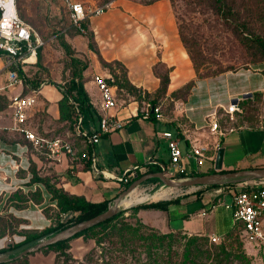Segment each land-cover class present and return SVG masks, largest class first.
Returning a JSON list of instances; mask_svg holds the SVG:
<instances>
[{
  "label": "crops",
  "instance_id": "1",
  "mask_svg": "<svg viewBox=\"0 0 264 264\" xmlns=\"http://www.w3.org/2000/svg\"><path fill=\"white\" fill-rule=\"evenodd\" d=\"M86 26L88 34L92 35L94 50L89 49V40L85 36L86 42L80 47L81 51H77V58H83L89 64L83 76L84 89L90 101L100 103V93L93 83V76L100 75L106 81H111L110 66L118 63L125 69L128 82L143 93L155 94L161 88L163 78L168 80L160 102L164 121L142 119L146 102L140 104L129 95L123 100L116 96V88L113 87L117 108L111 111V115L122 127L102 135L97 144L83 142L77 137L78 134L75 136L72 132L69 123L61 119L59 104L63 98V81H42L46 85L38 90L37 105L29 112V128L38 135L50 138L61 136L69 141L79 156L87 154L95 168L108 178L97 176L87 167V161L73 162L68 157H63L58 164H48L31 155L22 158L17 172L12 171L8 166V154H23L22 145L26 142L18 133L4 129L11 123V111L6 105V108L0 109V148L5 152L0 154V165L3 166L1 176L6 175L8 183L0 180V214L12 215L22 221L20 225L27 224L25 221L28 219L22 217L26 215L38 220H50L47 210L55 208L56 201L41 183L30 184L33 162L39 168L43 166L42 176L53 177L51 184L56 188L95 204L110 203L133 182L145 176L161 173L168 179L166 169L169 158L166 141L161 137L165 131H171L181 140L184 152L189 150L190 140L210 145L217 141L220 149L224 150L223 171L264 168V69H243L211 78H197L180 41L174 13L166 1L110 7L100 16L88 19ZM75 42L76 39L73 47ZM3 64L4 61L0 59V86L6 79ZM114 72L118 73V70ZM190 83L193 84L188 94L180 98ZM31 90L35 91L34 88ZM234 99L245 100L248 113L244 116L242 111L237 116L235 132L221 138L210 136L206 117L219 106L227 107ZM239 165L242 168H235ZM191 167L194 172L197 170L193 162ZM211 169H214L212 163L206 162L197 173H209ZM122 178H127L128 183L121 182L119 179ZM160 186V179L153 177L136 190L148 193ZM200 191L174 197L173 200L180 199V202L170 205L168 211L143 210L137 216L144 224L162 233L181 231L209 238L215 236L221 241L237 227L235 223L229 229L216 218L220 233L205 232V223L203 228L198 227L194 232L181 227L170 228L178 220L203 221L220 209L219 206L211 209L215 192H206L198 198L195 194ZM17 194L26 198L22 208L14 206L15 201L11 202ZM225 200L228 202V197ZM192 207L193 213L189 211ZM182 211L188 214L182 217L176 215Z\"/></svg>",
  "mask_w": 264,
  "mask_h": 264
},
{
  "label": "rangeland",
  "instance_id": "2",
  "mask_svg": "<svg viewBox=\"0 0 264 264\" xmlns=\"http://www.w3.org/2000/svg\"><path fill=\"white\" fill-rule=\"evenodd\" d=\"M77 1L87 6L106 7L108 10L114 6L142 5L156 0ZM159 1L169 3L175 13L182 44L187 51L197 78L215 77L234 70L264 69V47L258 44V41H264V0ZM17 5L22 20L31 26L44 41V46L38 52L35 66L26 70V79H30L33 83L61 79L63 85L65 80L70 78L68 77L70 76L68 70L70 59L78 56L81 51L80 47L83 46L84 41L86 42L85 36H79L71 26L68 13L60 0H17ZM75 39L76 42L73 47L72 43ZM17 91V89L10 90L12 93H17ZM182 97H184L183 93L180 95V98ZM0 106H2L1 109L6 108L4 104H0ZM241 166L235 168H242ZM157 188H152L151 193ZM164 192L170 196L165 200L156 202L173 200L174 197H179L181 190L162 189L152 194H144L139 191L141 195L147 197V200L141 203L151 201L148 200V197ZM175 192L177 194L172 195ZM225 199L227 197L224 198L223 202L226 201ZM219 207L220 209L214 214H210V217H206L203 221L200 219H195L192 222L186 219L178 220L171 224L170 228L181 227L194 232L197 231L196 228L198 227L203 228L205 223V232L220 233L216 222L217 218L220 223L230 229L234 223L230 217V212L223 206ZM193 210V207L189 208L191 213ZM121 213H123L124 220L121 221L123 224L134 225L131 212L123 211ZM185 214L188 213L185 211H182L181 214L176 213L180 217ZM49 215L52 217L48 221L38 220L29 215L22 216L29 221H25L27 224L18 225L8 216L0 214V250L22 242L26 235L21 233L42 232L51 225L54 226V223L57 226L61 218L65 216L55 209H52ZM110 227L96 228L81 237L70 240L66 244L64 252L56 248L42 249L25 256L26 258L23 257L24 260L20 258L5 264H114L110 259L111 257L114 258L113 247H110L107 241L103 239L105 236L103 233L111 232ZM13 232L18 233V235L6 234ZM165 234L170 235L175 243H172L171 246L173 255L170 259L166 253L161 255L162 259L175 261L176 264L183 262L184 245L191 242L194 243L200 254L189 257L190 262L188 264H264V253L247 243L243 239L242 233L237 230L218 243L211 242L206 236L171 231L165 232ZM138 257V264L150 263L146 260L144 252H140ZM124 259L125 264H134L130 256L126 255ZM177 261L179 262L177 263Z\"/></svg>",
  "mask_w": 264,
  "mask_h": 264
},
{
  "label": "built area",
  "instance_id": "3",
  "mask_svg": "<svg viewBox=\"0 0 264 264\" xmlns=\"http://www.w3.org/2000/svg\"><path fill=\"white\" fill-rule=\"evenodd\" d=\"M60 2L68 13L72 27L82 35H86L83 24L107 10L106 7L87 6L77 0H60ZM43 46L44 41L36 31L19 17L17 0H0V59L4 61L2 70L6 74V79L0 86V96H7L8 108L11 111L10 126L4 129L18 133L26 142L22 145L23 154L18 156L8 154L10 159L8 166L10 165L9 168L14 172L20 169L22 158H28L31 155L43 159L48 164H58L63 157H68L73 162L90 160L87 154L79 156L69 141L64 138L44 137L36 134L28 126L29 112L36 107L38 90L45 86L46 82L40 83L33 91L26 81L25 73L27 67L36 64L38 52ZM93 83L100 93L103 114L96 132L91 136L82 135L91 144H97L102 135L120 129L122 124L111 115V111L117 108L114 89L109 87L105 78L100 75L93 76ZM12 89H17V93L10 92ZM25 90L28 92L25 93ZM61 91H64L63 88ZM239 102V99L231 100L227 107L219 106L216 111L206 117L210 136L221 138L235 132L237 116L242 113ZM141 118L164 121L161 107H150L149 104L144 105ZM75 132L78 135L81 134L79 127L75 128ZM161 137L166 141L169 158V165L166 169L168 179L194 177L193 174L197 173V170L206 162L212 163L214 167L216 154L220 149L217 141L210 145L190 140L189 150L184 152L181 148V140L171 131L163 132ZM0 154H5L1 148ZM192 162L197 169L195 172L191 167ZM90 168L97 176L108 178L105 173H100L95 168L92 160H90ZM2 170L3 166L0 165V180L8 183V177L1 176ZM119 180L125 184L128 183L127 178ZM233 186H223L227 190L215 191V197L221 194L223 196L213 203L211 209L223 206L230 211L243 239L264 253V181ZM225 197H228V202H223ZM209 239L213 243L220 242V239L215 236Z\"/></svg>",
  "mask_w": 264,
  "mask_h": 264
},
{
  "label": "trees",
  "instance_id": "4",
  "mask_svg": "<svg viewBox=\"0 0 264 264\" xmlns=\"http://www.w3.org/2000/svg\"><path fill=\"white\" fill-rule=\"evenodd\" d=\"M154 2H157V0ZM154 2H149V3L142 4V5H149ZM17 8H18V5H17ZM18 13H19V9H18ZM174 16H175V13H174ZM19 17L21 18L20 13H19ZM68 19H69V16H68ZM175 19L177 23L176 16H175ZM83 28L86 32V35H82L75 28L74 30L77 32L78 35L86 36L87 39L89 40V44H88L89 49L94 50L91 44L92 35L88 34L86 22L83 24ZM177 28H178V33H179L178 23H177ZM179 38L181 41L180 33H179ZM258 44L264 47V41H258ZM33 66H30L29 68H32ZM88 66H89L88 61L85 59H81L77 57H74V58L72 57L70 59V64L68 68L69 75H70L68 77L70 78L68 80H65V83L62 85L63 90H64L63 98L59 104L61 119L69 123L71 130L75 134V136H76L75 128L79 127L81 134L77 135V137L81 139L83 142H86L87 139L82 134H86L88 136L93 135L98 128L99 121L103 114L100 103H96V104L92 103L84 89L85 79H84L83 74L88 68ZM110 68H111L110 70H111V75H112L111 81H106V83L109 87L116 88L117 97L124 100L126 99L125 96L129 95L133 97L140 104H143L144 102H146L145 104H149L150 107L160 106L161 111L163 113L162 105L160 102L163 99L164 94H165L166 86L168 84L167 79L163 78V81L161 82V88L155 94L150 95L148 93H143L142 91L137 90L128 82L125 69L120 64L113 63L110 66ZM115 69L118 70V73L114 72ZM236 71L237 70L230 71V72H236ZM222 74H225V73H222ZM211 77H214V76H210L208 78H211ZM26 81L31 86V88H34V90L38 87V85L41 82L40 81L39 83H33L30 79H27ZM192 84L193 83L188 84L184 92H182L184 96L185 94H188L189 90L192 87ZM27 92L28 90H25V93ZM0 104L8 105V99L6 95L0 96ZM239 106L242 109L244 116H245L249 110L248 106L246 105V101L243 99L240 100ZM220 112L221 111H219V113ZM41 136L48 137L47 135H41ZM56 137H61V136H56ZM56 137H53V138H56ZM86 164H87V167L90 168V160H88ZM41 167L43 168V166ZM41 167L39 168L37 164L33 162L32 169H31L32 179H31L30 184H34V183L40 184L41 183L42 185L46 187L47 191L52 195V199L56 201V207L48 208L47 210L48 218L52 217L51 215H49V212H51L52 209L58 210L60 214H63L65 216L61 218L57 226L54 223V226L51 225L48 229H45L42 232L21 233L23 235H26L22 242L17 243L13 246H7V247L2 248L0 250V253L16 248L44 234L58 231V230L70 227L79 222L92 219L96 217L97 215L105 212L107 209V205H108L107 201L98 203V204L90 203L82 197L71 196L68 193H66L63 189L56 188L54 184H51V181L53 179L52 176L50 175L42 176L41 172L43 170ZM213 172H214V169H211L209 173H195L193 174V176H202L206 174H211ZM228 187H234V186L230 185ZM223 189L227 190L225 189V187L212 186V187H208L196 193L195 196L200 198L206 192L223 190ZM222 196L223 195L221 194L215 197L213 202L215 203L218 199L222 198ZM34 198L36 200V197ZM13 201L16 202V203H13L14 206H16L17 208H22L23 206H25L26 198L20 194H17L11 199V202ZM179 202H180V199H176L173 201L158 202V203H152L148 205L134 207L129 210V212H131V214L133 215L132 220L134 221V225L132 226L123 224L121 222L122 220H124L123 213H119L113 218L109 219L108 221L103 222L99 225H96L84 232H81L77 234L75 237L67 241L60 242L58 244L46 247L44 249L56 248L57 250L64 252V250L66 249V244L70 240L81 237L87 234L88 232L93 231L96 228L111 226L110 227L111 232L103 233L105 234L103 239L107 241V244H109L110 247H113L112 250L115 254H114V258L111 257L110 259L114 264H125L124 258L126 255L130 256L134 264H138L139 262L138 254L140 252H144L146 256V260L150 262L148 264H176L174 263L175 261H172V260L171 261L163 260L161 256L163 253H166L167 255H169V259H170L171 255H173V253L171 252V246H172V243H175V240H172L170 235L162 233L158 231L157 229L144 224L141 221V219L137 216V213L143 210L168 211V208L170 205L179 204ZM8 218L15 221L18 225L22 223L21 220L15 219L12 215H8ZM118 226H121V227L117 228ZM236 230L239 231V233H241L238 227H236L233 231H236ZM16 232L6 233V234H13V235L17 234L18 235V233ZM174 232L187 234L181 231H174ZM229 235H227L226 237H228ZM167 240H169V242H167ZM184 246H185V249L183 252L185 254L183 255V258H182L183 262L178 263L179 261H177L178 264H188L190 262L189 257H194L196 254H200V251L196 249V247L194 246V243L192 242L187 243V245H184ZM25 258L21 260H24Z\"/></svg>",
  "mask_w": 264,
  "mask_h": 264
},
{
  "label": "water",
  "instance_id": "5",
  "mask_svg": "<svg viewBox=\"0 0 264 264\" xmlns=\"http://www.w3.org/2000/svg\"><path fill=\"white\" fill-rule=\"evenodd\" d=\"M236 100V99H234ZM223 157L224 150L219 149L216 154L214 163V172L202 176H194L188 178H181L176 180L166 179L161 173L151 176H145L133 182L127 189L120 193L115 199H113L107 205L105 212L97 215L96 217L79 222L70 227L44 234L36 239H33L27 243H24L16 248L4 251L0 253V264L12 262L20 259L24 256L36 253L46 247L58 244L60 242L67 241L77 234L84 232L96 225L108 221L117 214L128 211L131 208L152 204L149 202L134 204L129 207H122L121 202L125 200L133 191L141 186L143 182L149 178L157 177L162 182V187H158L154 190L155 193L163 187H168L175 190H181L180 195L183 196L187 193H195L197 191L206 189L212 186H230L244 183H253L264 181V168L238 170V171H223ZM189 190V191H188ZM185 192V193H184ZM151 191L144 194H152ZM153 202V201H150ZM156 202V201H154ZM158 203V202H156Z\"/></svg>",
  "mask_w": 264,
  "mask_h": 264
},
{
  "label": "bare ground",
  "instance_id": "6",
  "mask_svg": "<svg viewBox=\"0 0 264 264\" xmlns=\"http://www.w3.org/2000/svg\"><path fill=\"white\" fill-rule=\"evenodd\" d=\"M173 190V189H172ZM145 195H141L139 191L132 192L125 200L121 202L122 207H129L134 204H139L141 202H144L147 200V197H144ZM170 195L167 194V192H164L162 194H156L153 196L148 197V200H155V199H162V198H168Z\"/></svg>",
  "mask_w": 264,
  "mask_h": 264
}]
</instances>
